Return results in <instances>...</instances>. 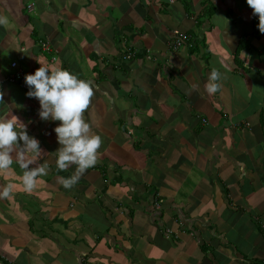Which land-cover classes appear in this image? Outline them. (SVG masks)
<instances>
[{"label":"crops","instance_id":"0c3cea01","mask_svg":"<svg viewBox=\"0 0 264 264\" xmlns=\"http://www.w3.org/2000/svg\"><path fill=\"white\" fill-rule=\"evenodd\" d=\"M0 18V80L12 63L88 80L102 139L64 187L77 165L57 168L60 122L3 85L0 119L41 151L18 140L0 170V264H264V33L246 0H0Z\"/></svg>","mask_w":264,"mask_h":264},{"label":"clouds","instance_id":"9594fccd","mask_svg":"<svg viewBox=\"0 0 264 264\" xmlns=\"http://www.w3.org/2000/svg\"><path fill=\"white\" fill-rule=\"evenodd\" d=\"M252 9V14L258 17V29L264 33V0H246ZM4 22L0 18V23ZM221 72L213 68L209 74L206 91L209 94L216 93L220 84ZM25 84L29 86L26 95L36 98L40 103L39 115L42 119L59 121L54 128L57 141L62 148L58 150L56 165L59 170L68 169L69 163L77 165L75 174L62 178L64 187L71 188L76 184L81 175L97 162V150L102 144L100 135H89L90 124L84 118L85 110L91 104L94 89L86 79L79 78L76 74L65 68H51L40 63L33 73H27L24 77ZM197 87L198 85H194ZM3 92L0 91V99ZM18 140L25 142L26 147L34 155H39V141L30 137L27 131H18L16 118L11 120L0 119V170H6L13 164L10 156V147ZM29 160L27 163H31ZM27 163H22L21 168H27ZM40 166L25 172L23 185L26 190L31 191L36 186L38 175H47L45 168ZM12 191L9 184L0 192V197H8Z\"/></svg>","mask_w":264,"mask_h":264},{"label":"built area","instance_id":"2783aa9c","mask_svg":"<svg viewBox=\"0 0 264 264\" xmlns=\"http://www.w3.org/2000/svg\"><path fill=\"white\" fill-rule=\"evenodd\" d=\"M187 41H188V37L186 34L181 33L179 31H174L172 34L170 48L173 51H177L183 45H185ZM131 55L127 54V55L122 56V58L129 59ZM24 77H25V73L20 68H18V65L16 63H12L10 66V72L8 73V75L5 76L4 79L0 80V91H2L3 85H18L21 88L26 89L28 85L25 84Z\"/></svg>","mask_w":264,"mask_h":264},{"label":"trees","instance_id":"16d2710c","mask_svg":"<svg viewBox=\"0 0 264 264\" xmlns=\"http://www.w3.org/2000/svg\"><path fill=\"white\" fill-rule=\"evenodd\" d=\"M8 75V74H7Z\"/></svg>","mask_w":264,"mask_h":264}]
</instances>
